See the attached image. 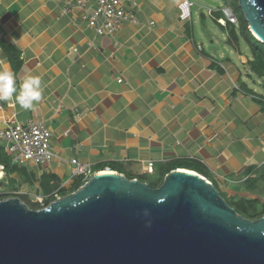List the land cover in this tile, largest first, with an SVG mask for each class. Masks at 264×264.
Segmentation results:
<instances>
[{
  "label": "crops",
  "instance_id": "crops-1",
  "mask_svg": "<svg viewBox=\"0 0 264 264\" xmlns=\"http://www.w3.org/2000/svg\"><path fill=\"white\" fill-rule=\"evenodd\" d=\"M78 1L90 11L89 0H0V71L11 69L18 91L28 77L42 90L30 110L16 94L0 100V117L43 121L53 152L15 164L0 141V199L41 207L75 192L83 185L71 174L76 159L149 185L192 172L233 201L264 204L256 186L264 183V92L250 53L219 23L227 4L197 9L189 0L180 20V0H136L139 23L108 36L87 27Z\"/></svg>",
  "mask_w": 264,
  "mask_h": 264
},
{
  "label": "water",
  "instance_id": "water-1",
  "mask_svg": "<svg viewBox=\"0 0 264 264\" xmlns=\"http://www.w3.org/2000/svg\"><path fill=\"white\" fill-rule=\"evenodd\" d=\"M264 45V0H236ZM0 264H264V216L237 214L199 175L152 188L94 174L40 209L0 200Z\"/></svg>",
  "mask_w": 264,
  "mask_h": 264
},
{
  "label": "built area",
  "instance_id": "built-area-1",
  "mask_svg": "<svg viewBox=\"0 0 264 264\" xmlns=\"http://www.w3.org/2000/svg\"><path fill=\"white\" fill-rule=\"evenodd\" d=\"M190 5L188 0L179 1L177 8L180 20L189 18ZM76 6L83 11L82 19L96 35L112 36L126 23H139L135 14L138 7L136 0H89L90 11L85 7V3L81 1H78ZM68 11L69 9L66 8L63 13ZM220 11L225 20L222 18L219 23L224 21L230 25L237 23V17L228 7H222ZM118 82H121V80L118 79ZM50 139L51 135L48 128L41 120L36 119L25 125L19 123L7 124L0 117V141L6 143L4 151L10 155L12 162L15 164L51 160L53 152ZM70 164L72 166V176L81 177L83 184L94 174L102 173L100 171L92 172L86 164H82L76 159H71ZM148 166H151V163Z\"/></svg>",
  "mask_w": 264,
  "mask_h": 264
},
{
  "label": "trees",
  "instance_id": "trees-1",
  "mask_svg": "<svg viewBox=\"0 0 264 264\" xmlns=\"http://www.w3.org/2000/svg\"><path fill=\"white\" fill-rule=\"evenodd\" d=\"M232 2H234L233 10L235 13H237V24L226 25L229 28L231 45L234 46L236 49H239L243 42L247 46L251 55V60L249 61L251 72L255 74L258 79L261 80L260 85L262 86V89H264V45L261 44L258 40H256L254 36L249 32L248 24L245 21L240 8L237 5V1L232 0ZM150 186L152 188H156L159 185ZM48 203H50V201L45 202L43 206H47ZM232 203V208L235 209L237 214L241 215L246 219L254 220L264 216V204L258 203V200L256 199H238L236 200V202L232 200ZM31 206L32 207L30 209L33 210L42 208L34 204H32Z\"/></svg>",
  "mask_w": 264,
  "mask_h": 264
},
{
  "label": "clouds",
  "instance_id": "clouds-1",
  "mask_svg": "<svg viewBox=\"0 0 264 264\" xmlns=\"http://www.w3.org/2000/svg\"><path fill=\"white\" fill-rule=\"evenodd\" d=\"M256 38L259 39L258 37ZM14 94H16L15 102L18 103L22 109L30 110L34 102H38L42 97L40 78L28 77L24 80L18 91L15 77L11 69L0 71V100L7 101L12 99Z\"/></svg>",
  "mask_w": 264,
  "mask_h": 264
},
{
  "label": "rangeland",
  "instance_id": "rangeland-1",
  "mask_svg": "<svg viewBox=\"0 0 264 264\" xmlns=\"http://www.w3.org/2000/svg\"><path fill=\"white\" fill-rule=\"evenodd\" d=\"M194 1V3H195V5H194V8H200V9H202V8H205V9H208V8H210V9H213V10H215L216 8H219V7H221V6H224V4H227V6L230 8V10L234 13V15L236 16L237 15V13H235L234 12V10H233V5H234V2H232V0H193ZM225 2V3H224ZM237 5H238V3H237ZM239 7V6H238ZM209 24L213 27V29H214V32L215 33H217L218 35H219V37L221 38V30H220V28H218L216 25H214L213 23H211V22H209ZM256 40H257V38H255ZM241 47H242V49H243V52L245 53V54H249V50H248V48H247V46L242 42V45H241ZM259 88H262V86L261 87H259ZM261 91H263L264 92V89H262ZM253 185V184H252ZM256 186H260L259 187V189L261 188V189H263L264 188V183H259V184H257ZM214 187H216V189H217V185L214 183ZM240 189L242 188V187H239ZM238 188V189H239ZM218 190V189H217ZM219 192V191H218ZM241 192V191H240ZM240 192H238V196H240L241 194H239ZM219 194H220V196L225 200V202L229 205V206H231L232 207V200H231V198L229 197V196H227L226 194H223V193H220L219 192ZM246 196H248L247 194H246ZM239 199H244V200H247L246 198H239ZM252 198H249L248 200H251ZM238 200V199H237ZM234 202H236V201H234ZM51 203V202H50ZM50 203H48V204H50ZM28 208H31L32 206V204H27V203H24ZM47 204V205H48ZM41 206H43V205H41Z\"/></svg>",
  "mask_w": 264,
  "mask_h": 264
},
{
  "label": "bare ground",
  "instance_id": "bare-ground-1",
  "mask_svg": "<svg viewBox=\"0 0 264 264\" xmlns=\"http://www.w3.org/2000/svg\"><path fill=\"white\" fill-rule=\"evenodd\" d=\"M106 173H109V172H102L101 174H106ZM2 177V176H1Z\"/></svg>",
  "mask_w": 264,
  "mask_h": 264
}]
</instances>
